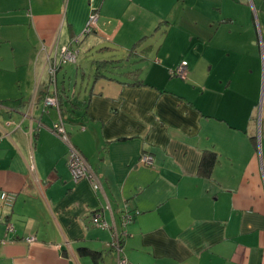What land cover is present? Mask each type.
<instances>
[{"label": "crops", "instance_id": "1", "mask_svg": "<svg viewBox=\"0 0 264 264\" xmlns=\"http://www.w3.org/2000/svg\"><path fill=\"white\" fill-rule=\"evenodd\" d=\"M61 46L88 68L51 75ZM262 80L264 0H0V264H117L96 212L130 264H264ZM70 146L100 190L73 182Z\"/></svg>", "mask_w": 264, "mask_h": 264}, {"label": "built area", "instance_id": "2", "mask_svg": "<svg viewBox=\"0 0 264 264\" xmlns=\"http://www.w3.org/2000/svg\"><path fill=\"white\" fill-rule=\"evenodd\" d=\"M97 20L98 15L96 12H93L90 14L86 28L84 30L85 34L91 33L94 31L97 27ZM79 51L70 48L69 46H61L59 49V52L57 53V57H55L53 60H48V72L51 75H54L55 72L62 66H64L67 63H75L77 61ZM187 61L182 60L180 64L176 67V69L173 71V73L179 77H185L187 73ZM262 103H264V80H262V88H261V99L260 104L258 106L259 110L262 107ZM44 105L46 107H53L57 110L58 107V99L56 95H49L45 97L44 99ZM53 132L63 138H67V133L65 131V127L63 125V120L61 116H58L57 121L53 124ZM139 161L145 165H151L153 162V157L149 154H142ZM68 169L71 175V178L73 182L77 183L81 180H89L92 188L94 190H100L101 185L96 177V175L91 170L90 166L87 163V160L85 157L73 146H70L69 149V157H68ZM14 200V196L12 194H8L7 192H1L0 193V202L2 206L4 207H11ZM133 218L132 214H125L122 217V222L124 224L129 223ZM92 223L96 226H99L101 228H113L112 232V241L107 243V246L110 247V249H113L116 252L117 256V264H130L128 258L124 255L122 252V239L120 235L117 232L116 226L113 222L112 226H109V223L104 220L101 217V214L96 212L92 214ZM3 221V218L0 216V223ZM7 231L12 232L13 226L12 224L7 225ZM34 237H26L25 241L28 243H31L34 241Z\"/></svg>", "mask_w": 264, "mask_h": 264}, {"label": "trees", "instance_id": "3", "mask_svg": "<svg viewBox=\"0 0 264 264\" xmlns=\"http://www.w3.org/2000/svg\"><path fill=\"white\" fill-rule=\"evenodd\" d=\"M101 63H105V61H102ZM188 64V63H187ZM188 68V67H187ZM100 71H99V69H97V71H96V73H95V77H98V75L100 74L99 73ZM130 73V72H129ZM173 75H175L174 73H173ZM181 78H183V77H181ZM184 78H186V76L184 77ZM183 78V79H184ZM141 84V83H143L141 80H138L137 79V81H135L134 82V84ZM58 107H59V109H58V111L60 112V116L62 115V104H63V99H62V97L61 96H59L58 98ZM205 160V159H204ZM207 162L205 163V165L203 166V172L204 173H206V174H208V172H209V170H210V168L212 167V165H213V163H214V156H211L208 160H206ZM79 251H80V253L81 254H88V255H90L92 258H94V259H96L97 257H98V254L96 253V252H94V251H92V250H89V249H87V248H85V247H81L80 249H79Z\"/></svg>", "mask_w": 264, "mask_h": 264}, {"label": "rangeland", "instance_id": "4", "mask_svg": "<svg viewBox=\"0 0 264 264\" xmlns=\"http://www.w3.org/2000/svg\"><path fill=\"white\" fill-rule=\"evenodd\" d=\"M174 48H178V47L175 46ZM154 53H155V51H152L151 54H149V56L147 57V62H145V61L143 62V63H145V66L143 67V69L146 68V65H147V64H149V66H150L151 63H153V57H154V55H155ZM178 53H179V52L176 51V50H173V51H172L173 56H175L176 54H177V56H178V55H179ZM87 55H88V56H86V57L83 56V55H81L80 58H78V60H77V61L79 62V65H81L82 68H88V64H89L88 60H89L91 57H90V53H87ZM92 56H94V55H92ZM143 63H141V65H142ZM143 69H142V70H143ZM92 70H93V72H94V69H92ZM79 71H81V68H79ZM85 71H87V70H85ZM143 72H144V71H143ZM144 73H146V72H144ZM142 74H143V73H142ZM142 74H141L139 77L145 79V78H144L145 75H142ZM143 79H142V80H143ZM61 118H62V120H63V125H64V127H65V123H64L65 114H64V113L61 115ZM52 127H53V126H52ZM65 131H66V130H65ZM52 132H53V129H52ZM53 133H54V132H53ZM66 133H67V132H66Z\"/></svg>", "mask_w": 264, "mask_h": 264}]
</instances>
